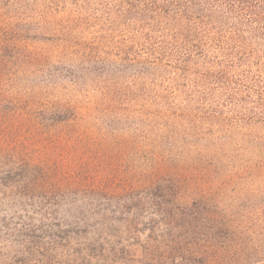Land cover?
I'll list each match as a JSON object with an SVG mask.
<instances>
[{
  "label": "rangeland",
  "instance_id": "obj_1",
  "mask_svg": "<svg viewBox=\"0 0 264 264\" xmlns=\"http://www.w3.org/2000/svg\"><path fill=\"white\" fill-rule=\"evenodd\" d=\"M49 3L0 0V264L86 243L107 264H264V137L212 91L147 87L120 38L45 22Z\"/></svg>",
  "mask_w": 264,
  "mask_h": 264
},
{
  "label": "trees",
  "instance_id": "obj_2",
  "mask_svg": "<svg viewBox=\"0 0 264 264\" xmlns=\"http://www.w3.org/2000/svg\"><path fill=\"white\" fill-rule=\"evenodd\" d=\"M48 1L43 21L95 23L109 41L120 38L147 87L212 91L242 140L264 137V0ZM39 230L42 239L53 232ZM44 245L33 253L49 259ZM82 245L64 251L66 264H107L103 250Z\"/></svg>",
  "mask_w": 264,
  "mask_h": 264
}]
</instances>
